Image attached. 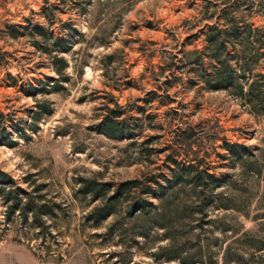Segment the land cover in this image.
Here are the masks:
<instances>
[{
  "label": "rangeland",
  "instance_id": "1",
  "mask_svg": "<svg viewBox=\"0 0 264 264\" xmlns=\"http://www.w3.org/2000/svg\"><path fill=\"white\" fill-rule=\"evenodd\" d=\"M261 2L0 0V169L21 201L12 211L0 195V264H186L168 257L177 248L193 264H264V114L181 61L183 48L203 47L207 24L264 26ZM54 52L67 60L62 74ZM255 61L264 69L263 53ZM116 101L121 136L101 129ZM194 154L220 183L206 194L218 196L175 214L153 178L167 188L173 158ZM113 194L114 211L92 218ZM154 210L167 214L177 248L150 222Z\"/></svg>",
  "mask_w": 264,
  "mask_h": 264
},
{
  "label": "trees",
  "instance_id": "2",
  "mask_svg": "<svg viewBox=\"0 0 264 264\" xmlns=\"http://www.w3.org/2000/svg\"><path fill=\"white\" fill-rule=\"evenodd\" d=\"M261 3L264 6V2ZM227 23L224 26L218 23L207 24L202 30L205 34L203 47L183 48L182 64L187 65L189 69H194L206 87L225 88L229 93L238 97L242 104L247 105L251 112L264 114V69L254 70L256 58L262 53L264 54V26H252V23H245L242 27L234 20H229ZM34 27L36 31L43 34L44 38L52 36L51 31L47 33L44 31L43 26L36 25ZM51 40L54 45L63 43L59 37H53ZM35 43L38 44V42ZM57 48H52V50H56ZM43 50L47 52L52 51L48 46H43ZM51 57L53 59L54 70L62 74V69L67 65L66 58L63 55H59L58 52H54ZM205 58H208V65L206 66L204 64ZM51 84H54V82ZM115 104L119 108L108 106L111 113L109 112L104 116L101 129L108 135L121 136L124 131L120 127L121 118L119 117L123 113V110L120 109V104L117 101ZM49 111L50 109L48 108L46 112ZM4 115V112L0 111V129L5 122ZM231 144V142L224 140L223 146L234 151L231 148ZM200 157L198 154H194L189 162L182 161V165H179L178 161L173 158L177 167L172 168L169 166L171 173L166 178L168 183L167 188L163 187L158 179L153 178L160 186L158 196L163 202L173 197V213L175 214H179L180 211L186 209L188 211L186 213L190 215V213H193L191 208L196 209L198 203H214L217 198L216 196H218L215 194L209 195L205 192L206 187L212 190L213 187L218 186L220 183L215 172L210 171L207 166L200 167V161L202 160ZM137 182L138 179L136 178L126 180L120 184L119 191H123L124 185L129 183L136 185ZM14 183L15 179L13 176L6 170L0 169V195L4 196L5 201L14 200L11 204L12 211L14 208L21 207L20 196L14 191V188L19 189L20 186L17 184L14 186ZM84 190L93 191L95 197L103 194L100 189L92 186H85ZM154 191V188L150 184H146L143 188V192ZM11 192H14L13 195H11ZM115 196L113 194L106 197L101 204L94 207L90 216L94 219H99L114 211L113 199H115ZM154 207L158 208V205H154ZM133 209L139 211L142 209L137 215L142 214L146 216L149 214V210H147L145 204H134ZM159 211L154 210L153 214L148 216L149 220L164 227V233L170 239L167 246L171 247L172 244H175V248H177L179 245H177L176 234L172 230L170 223L165 220L168 216L167 214H161ZM168 257H179L180 261L186 264L194 263L193 260H186L179 248L171 250L168 253ZM196 261L202 263L215 262L213 259L204 258V256H199Z\"/></svg>",
  "mask_w": 264,
  "mask_h": 264
}]
</instances>
